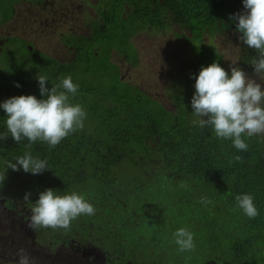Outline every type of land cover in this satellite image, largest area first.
Listing matches in <instances>:
<instances>
[{
  "label": "trees",
  "instance_id": "trees-1",
  "mask_svg": "<svg viewBox=\"0 0 264 264\" xmlns=\"http://www.w3.org/2000/svg\"><path fill=\"white\" fill-rule=\"evenodd\" d=\"M96 7L87 34L64 35L74 50L70 61L61 64L35 51L26 53L33 58L30 63L13 67L20 80L17 96L42 98L37 76L46 75L49 88L70 76L78 85L70 102L86 112L83 128L55 147L37 141L29 148L27 138L15 143L10 134L0 141V155L8 162L15 163L26 152L47 161L49 169L41 174L19 170L29 185L18 190L38 195L52 188L59 195H81L95 213L73 221L116 264H248L250 256L260 257L264 136L242 134L248 148L237 150L231 139L217 138L211 126L193 123L199 118L191 108L201 66L215 61L226 70L221 54L203 38L230 26L236 30L229 17L243 10L242 0H98ZM1 10L7 18L9 10ZM172 23L189 31L191 51L170 93L174 110L122 79L110 59L114 51L136 65L131 39L146 28L162 31ZM245 48L250 63L257 53ZM5 121H0V133L7 132ZM235 156L242 159L236 161ZM157 193L165 194L167 202L161 201L154 212L149 200ZM239 194L253 196L259 213L255 218L238 207ZM201 197L211 203H201ZM170 218H180L183 224L175 225ZM178 228L193 234V250L180 251L174 237Z\"/></svg>",
  "mask_w": 264,
  "mask_h": 264
},
{
  "label": "clouds",
  "instance_id": "clouds-1",
  "mask_svg": "<svg viewBox=\"0 0 264 264\" xmlns=\"http://www.w3.org/2000/svg\"><path fill=\"white\" fill-rule=\"evenodd\" d=\"M242 4L243 10L229 18L235 21L242 43L257 53L250 64L254 76L264 80V0H242ZM37 81L42 98L22 94L0 102L7 127V132L0 133V141L7 140L10 134L15 143L27 138L29 148L37 141L55 147L70 133L83 128L86 112L81 105L70 102V96H75L78 91L72 78L63 77L50 88L46 86V75L37 76ZM15 86L20 87L19 83ZM194 89L191 108L199 119L193 123L201 128L211 126L217 138L231 139L237 150L247 151L248 148L242 134L264 136V84L240 67L231 64L229 74L215 61L201 66L195 74ZM234 159L240 161L242 158L235 156ZM7 168L22 169L33 175L49 169L46 160L33 157L30 152L16 157L15 163L6 162L5 171ZM4 178L5 173L0 176V182ZM29 196L30 193L25 194L26 199ZM235 200L247 217L255 218L259 214L252 195L239 194ZM200 202L211 203L205 197H201ZM94 213V206L76 192L59 195L54 189L46 188L39 192L31 207L28 227L33 230L68 229L71 221L82 214L91 216ZM174 237L180 251L194 249L193 234L189 230L177 229ZM17 255V264H32V258L24 249H19Z\"/></svg>",
  "mask_w": 264,
  "mask_h": 264
},
{
  "label": "rangeland",
  "instance_id": "rangeland-1",
  "mask_svg": "<svg viewBox=\"0 0 264 264\" xmlns=\"http://www.w3.org/2000/svg\"><path fill=\"white\" fill-rule=\"evenodd\" d=\"M97 4L98 0H46L38 6L21 2L14 20L7 23L5 28L28 36L46 52L61 58H69L71 53L63 46L62 35L66 31L86 34L91 20L97 16ZM239 36L240 34L230 26L217 33L206 34L203 41L221 54L229 74L232 64L264 84V80L254 76L253 67L245 58V45ZM189 37L190 33L187 29L174 23L162 31L146 28L131 39L137 51L136 65L130 64L116 52H112L110 59L119 66L122 79L140 87L167 108L174 110L170 93L180 73L190 61ZM162 196L165 194L160 196L157 193L152 200H149L154 212L161 201L167 202L164 200L166 196ZM172 207L176 209L175 205ZM217 220L221 218L217 217ZM170 221L175 225L183 224L180 218H170ZM191 224V228L196 230L194 223ZM105 229L104 226L103 230ZM195 237L200 239L198 236ZM96 252L97 250H94L91 261L94 262L93 264H103L104 261L97 257ZM105 264H111V260H106ZM248 264H264V254L260 257L258 254L250 256Z\"/></svg>",
  "mask_w": 264,
  "mask_h": 264
},
{
  "label": "flooded vegetation",
  "instance_id": "flooded-vegetation-1",
  "mask_svg": "<svg viewBox=\"0 0 264 264\" xmlns=\"http://www.w3.org/2000/svg\"><path fill=\"white\" fill-rule=\"evenodd\" d=\"M45 1L13 0L11 4L0 3V102L17 96L18 87L15 84L20 80L17 74H13L16 72L13 67L30 63L33 58L26 56L27 54L32 55L35 51L44 53L61 64L74 58V50L65 43L64 35L79 36L84 33L66 31L62 35L63 46L71 53V56L61 58L40 49L38 44L30 40L28 36L5 28L7 23L14 20L17 7L21 2L38 6ZM2 8H5V11L9 10L7 18L3 15ZM89 29L90 26H88V32ZM2 120H6V117L4 110L0 108V121ZM6 162H8L7 159L0 155V176L5 173L4 180L0 182V264H17L19 249H24L29 254L32 264H93L91 259L94 257V250H97L96 255L104 261L103 264L106 260H110L106 257L107 252L103 248L98 247L93 239L90 237L87 239L81 233L76 224L78 222L71 221L68 229L33 230L28 227L31 207L38 195L31 190H18L19 186L25 187L29 185V182L22 179L18 171H13L11 168L5 171ZM26 193H30L28 199L25 198ZM54 230H58L55 235L52 234ZM57 237L58 239H55ZM111 263L114 262L111 261Z\"/></svg>",
  "mask_w": 264,
  "mask_h": 264
}]
</instances>
